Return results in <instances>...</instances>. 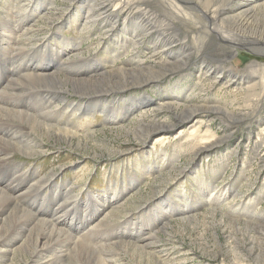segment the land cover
Returning <instances> with one entry per match:
<instances>
[{"label": "rangeland", "instance_id": "374dc122", "mask_svg": "<svg viewBox=\"0 0 264 264\" xmlns=\"http://www.w3.org/2000/svg\"><path fill=\"white\" fill-rule=\"evenodd\" d=\"M53 1L57 6L48 11H54L56 16L51 21L46 15L39 16L31 29L32 39L22 38L24 40L18 42L17 46H10L8 51L9 48L1 49L4 45H0V56L6 54L15 67L19 64L17 69L21 71V77L32 72V67L39 62L56 60L55 67L69 75L81 69L86 71L91 66L102 71L125 69L134 72V75L141 73L139 70L146 74L151 69L163 68L166 71L158 80L127 89L128 95L125 94L122 101H118L119 104L129 103L133 108L130 113L117 116L119 120L106 121L99 113L80 115L82 117L65 113V118H70L71 123L64 119L54 126L67 130L75 135L74 138L60 140L56 137L58 132L52 138L41 137L40 133L36 135L37 138L34 136L35 139L29 136V143H41L42 147H35L33 153L21 152L18 147L7 162H0V188L5 186L6 192L22 208L39 218L44 214L45 219L54 223L52 225L92 248L122 243L116 249L115 257L109 258L108 264H264V240L260 239V234L264 235V142L261 143L262 137H259L264 133V81L259 80L264 74L261 70L257 80H250L243 73L252 63L264 68V43H241L242 46L232 59L235 68L226 67L224 61L230 56L227 50L231 47L210 31L213 23L208 21L210 15L206 11L210 6L217 9L228 5L226 9L238 11L231 14L233 17L240 16L241 9H238L237 4H245L244 10L249 12V22L253 25L250 30L259 33V37L264 35V0H193L190 4L187 0H175L180 7L194 8V18H190L188 27L185 24V28L182 25L181 30L171 31V36L178 41L172 48L173 54L165 50L163 43L162 52L157 55L152 50L156 35L148 37L135 51L131 37L126 36L125 43L121 42L123 38H118L124 37L120 30L122 25L118 32L107 36L100 24L88 26L83 22V9L77 13L76 7L71 15H66L71 13V10L66 9L72 2ZM0 3L1 30L3 10L9 8L6 5L12 4V0H0ZM151 10L165 16L160 12H165L161 5L151 3ZM65 16L74 22L57 28L58 22L64 23ZM79 18L82 21L75 22ZM199 22L214 36L216 42L196 33ZM4 34L0 33V39ZM53 34L65 37L69 44L60 45L62 39L55 35L56 38H53ZM208 38L209 41H206ZM46 41L54 47L60 45V49L45 46ZM1 43L5 44L0 40ZM255 48L261 53L249 51ZM184 52L191 54L190 60ZM78 53H81L80 56ZM179 58L187 59V65L160 66L163 62L180 61L177 60ZM211 66L213 72L206 73L204 68ZM223 68H227L237 78L226 74V69L219 77ZM9 73H6L8 77L2 87L6 86L8 79L7 85H12L13 79ZM19 84L21 87L15 91H8L12 86L4 90L2 88L4 97L0 95L1 107L12 108L5 104L10 100L13 103H8L12 106L18 102L19 106L35 107L44 103V95L49 93L52 96L49 90H35L21 82ZM15 85L19 86L14 82ZM25 87L28 92L16 95L18 91H24ZM69 93L66 100L77 103L85 102L92 96L105 97L101 96L104 93H100L81 98L71 88ZM148 95L155 101H150ZM115 98L120 99L119 96ZM188 107L206 111H200L191 120L180 122L178 116ZM50 113L58 116L55 111ZM43 123L48 125L44 120ZM169 124L175 127L155 132L146 139V143L141 138L145 134L137 135L143 126L152 128ZM194 126H198L199 135L195 141L189 133ZM4 133L6 129H1L0 135L9 137L12 131L11 134ZM201 137L206 138L211 147L207 153L197 156L199 147L205 145L199 143ZM4 147L0 143V154L4 153ZM16 164H21L22 172L27 174L16 188H12L7 185L14 179L12 166ZM157 165H160L159 168H156ZM52 174L57 176L51 177ZM43 177L55 180L62 188H71L72 193L56 196L51 187L43 191L40 189L37 193H26L33 182ZM122 191L124 193L119 194ZM45 193L46 196L51 194V200L44 204L47 206L44 210H40L32 203L36 199L41 200L40 195ZM115 193L120 199L107 204L106 199ZM94 194L101 198H94ZM219 194H226L221 197H225L222 202L218 200ZM92 210L102 211L97 214ZM84 213L89 214V217H83ZM108 213L112 215L107 217ZM63 215H68L70 221L74 220L73 224L62 226L66 218H61L64 219L62 221L60 217ZM102 223L108 225L102 228ZM158 230V245L144 248L143 245L149 243L148 238ZM13 243L14 250L5 247L10 252L6 254V261L0 264H37L31 252L19 250L22 243L17 238H13ZM18 246L19 249L15 250ZM98 256L108 259L101 254Z\"/></svg>", "mask_w": 264, "mask_h": 264}, {"label": "bare ground", "instance_id": "6f19581e", "mask_svg": "<svg viewBox=\"0 0 264 264\" xmlns=\"http://www.w3.org/2000/svg\"><path fill=\"white\" fill-rule=\"evenodd\" d=\"M68 1L72 2V4L71 6H68L66 10L69 11L71 10V13H66V15L69 14L71 15L73 13L72 10H74V8L76 7H78L76 8L77 13L81 12L80 10L83 9V14H85L84 15L85 21L83 22L88 26H92L93 24L96 23L98 25L100 24V26L104 27L107 36H109V34L111 33L114 34V31H117L118 28L122 25V28L120 30L123 31L124 37H118L117 35L116 37L121 38V40L123 38V40L121 41L123 43L127 42L126 36L131 37L133 43L135 44L134 47L135 51L139 46L144 44L146 40H148V37L151 38L153 35L154 36L156 35L155 37L156 39H154V41L152 42L153 45L152 50L155 55H157V53L159 52H162L161 46L163 43L165 50H168L169 51L168 53L172 52L173 54L172 48L174 47L175 44L177 45L178 41L171 36L172 34L171 31L174 32V29L181 30L180 26L182 25L184 26L185 24L188 27L190 25V20L194 18L193 12L195 11V9L191 7H180L179 2H183L184 0H178L179 1L178 3L175 0H68ZM186 2H189L190 4V2H193V0H187ZM151 3L153 4L156 3L158 5H161L163 10H165V12L164 11H160V12H163L165 16H162L159 13L155 14L154 12H152ZM230 4L231 3H229V5ZM6 6H8L9 8H6L7 10L6 9L3 10L4 23L2 24V28L0 30V33L1 32L5 33L3 36L1 35V39H0L1 42H5V44L1 43L0 45L1 46L4 45L1 49L9 48L7 49L8 51L11 49L10 46H17L18 42L24 40L22 38L25 39L33 38L31 29L33 28L34 24L37 22L39 16L46 15L50 21L53 20L56 14L53 13L54 11L50 13V11L48 10L54 9V7H56L57 5L56 2L53 0H49V1L48 0H12V4L8 3ZM227 6L225 5V7L217 8V9L215 8L212 9L210 6L206 9V11L210 15V17H208V21L211 24L213 23L212 24L213 26L210 27V31L214 32L216 34V37L221 42L228 44L231 47L228 48L227 50L229 51L230 56L226 58L225 61L223 60L225 62L224 64H226V67L227 65H229L228 67L235 68L234 61L232 59L236 55V53H238L239 47L242 46L241 43L250 42V44L255 43L259 45L261 43H264L263 42L264 35L261 34V36L257 37L260 34L254 33L252 32V30H250V27L252 28L253 25L252 23L249 22V18H248L249 12H247V10H244L245 4H241V3L237 4L238 9H241V11L239 12L241 15L240 16L236 15L234 17L231 14H234V12L236 13L237 10L233 11L231 9L230 10L226 9ZM1 7L2 6H0V8ZM14 10H16V12L12 14L11 12ZM65 19L67 20L66 16ZM81 19H83V17H81ZM66 20L64 21L65 24L58 22L57 28L61 29L62 28L61 26L66 24L72 25V23L74 22L72 18L70 20L67 21ZM133 20H135V22H133ZM77 21L80 22L82 20H80L79 18L75 22ZM196 33L202 35L201 37H203L204 39L205 37H209L212 38L214 42H216L214 36L211 35L208 31H206L204 29L203 24H201L200 22L196 26ZM249 33L253 35H250ZM54 35L57 38L62 39L60 45L65 46L69 44L68 39H66L65 37H62L60 34H53L52 35L53 38H56L54 37ZM6 38L8 39L6 40ZM209 38L206 41H209ZM11 40H13V43H11ZM181 44L182 46H184L183 43H180L179 45ZM60 45L54 47L53 45L49 44V42L46 41L45 46H49L50 48L53 47L54 49L58 50L60 49L59 48ZM196 51H198V49ZM249 51L255 53H261V51L256 48L251 49ZM80 54L81 53H78L79 56ZM190 55L191 54L187 53L185 56L187 57V59H189ZM187 59L182 60L179 58L177 60L180 61L177 62H174L173 60H172L173 62L172 61L168 63L163 62L160 64V66L162 67L163 65V67L167 68V67H174L179 65V67H183L185 64L187 65V61H188ZM9 60L10 58L6 54H2L0 56V61L2 64V67L0 68V95L2 97H4L2 88L4 90V88L8 89V87L12 86L11 88L8 89V91H12V90L15 91L16 89H18V87H21L19 82L33 89L36 88V89L49 90L52 96H49V93L48 94L46 93L47 95H44L45 96L44 103L36 105L35 107H29L25 105L19 106L17 104L18 102H15L12 106L8 103V102H12V100L5 102V104H7L12 108H4L3 106L2 107L0 106V123H1L0 130L6 129L7 134H11L12 131V134L9 137H7L6 135L3 136L0 135V143L3 144V147L5 146L4 147L5 150L3 151L4 153L0 154V162H4V161L7 162L9 160L8 157L11 156V154H13L14 150H18L19 149L18 147H20L19 150H21V152L27 151L30 153L34 152L35 147L36 148L42 147L41 143H36L35 145L29 143L27 141V138L29 136H33V138L35 136L37 138V136L40 133L41 137L47 136L49 138H52L53 136H56V132H58L59 135H57L56 137L60 138V140L74 138L75 135L69 133L67 130L60 129L54 126L55 123L58 122L57 124H59V121L64 119L69 124L71 123L70 118L68 119L65 118L66 116L65 113L70 114L73 117H82L80 115L89 116L92 114L99 113L104 116L106 121L119 120V117L117 116H121V115L124 116L125 114L130 113L133 108V106H130V104L126 102H122V104H119V101L120 100L122 101V97L125 94H127L128 91L127 89H129V87L131 88L139 87L140 85L144 86L147 83L149 84L153 80H158L160 76H162L165 73L164 71H166L163 68L157 70L151 69L146 74L145 71L139 70L141 73H138V75H134V72H130L129 70H125V69L119 68L115 70L102 71V69L98 70V68L91 66L86 71H84V69H81L73 72L72 75H69L67 72H63L59 68L55 67L57 66L56 65L57 60H56V62H48V63L39 62L34 67H32V72H29L28 74H25V76L21 77L20 76L21 71L17 69L19 67V64L18 66L15 67L13 66L14 64H11L12 62H10ZM59 64L60 63H58V65ZM204 69L206 70V73H212L214 70L213 66L209 68L206 67ZM225 69L227 70V68ZM225 69L223 68L222 70H220L219 77H221L225 73L226 71ZM261 70L262 73L264 74V68H262L260 64L252 63L251 65H249V67H247V69H245V72L243 73L247 74L248 75L247 78H249L250 80H252L251 78L257 80L259 75H261L260 74ZM8 72H10L9 74L10 76H12L13 83L12 85L8 86L7 85L9 84V79H8L6 86L2 87L4 85V80L6 79V77H8V74H6ZM226 74L232 75V78L234 79L237 78L236 75L230 73L228 70ZM234 79H232L231 82ZM240 80L242 81L243 79ZM259 80L264 81V76H261ZM14 82L19 86L16 85L14 86ZM256 84L259 85L258 83ZM254 86L255 83L253 84L252 87ZM70 88L75 95L80 96L81 98H88L93 94H100V93H104L101 94V96H105V97L102 99L92 96V98H89L85 102H82L83 100L80 99L82 100L81 101L82 103H77L72 101L70 102L69 100H66L67 96H69L70 94L69 93ZM27 90L28 89L25 87L24 91L22 90L18 91L16 95L26 93L28 92ZM118 96L120 99L115 98ZM107 97L109 99H106ZM131 101L134 102L133 99H131ZM56 102L58 103L56 104ZM144 103L145 102L140 104L142 105ZM113 104H116L119 107L118 106L116 107V105ZM54 111L58 113V116L50 113ZM200 111L201 112L206 111V109L203 110L200 108L197 109L195 107H188L181 111L182 113L178 116V119H180V122H185L189 119L191 120L193 116L199 113ZM43 120L46 121L48 125L43 123ZM10 125L12 126L10 127ZM173 127L175 126L170 124L155 126L152 128H147L143 126L141 129L139 128L140 130H138L137 135L140 136L145 134L144 136H141V138H143V140L146 143V139L149 136H152V134H154L155 132L161 130H170ZM72 128H75V126H72ZM193 128L194 129H192L191 132L189 133L193 137L192 139L195 141L199 139L198 137L199 135L197 134L198 126H194ZM179 134L181 135V132ZM260 136L262 137V139H260V142L263 143L264 133L262 135H259V137ZM20 138H22L21 141H19ZM160 139H161L160 142L164 144L163 139L162 138ZM205 139L206 138L201 137L199 140L200 141L199 143L205 145L199 147L200 149L196 153L197 156L203 155L205 152L207 153V151L211 147L210 146L211 143L206 141ZM38 153H41V151ZM159 166L160 165H157L156 168H159ZM12 167L14 169V179L10 182V185L7 186L9 187L12 186V188H16L18 184L22 181V177L27 173L25 171L22 172L21 164H16V166L13 165ZM55 176L57 175L52 174L51 177L55 178ZM46 187L47 188L51 187V189L53 190L56 196L60 194H63L64 196L66 195L68 196L69 194L72 193L71 188L69 189H67L66 187L62 188L60 185L56 184L55 180H52L51 178L50 180H47L46 177H43L42 180H39L37 182H33L31 186L28 188V191L26 193L28 192L37 193L38 190L41 189V191H43V189H45ZM5 189H6L5 186H2V188H0V230H2L0 232V263L6 261V254H9L10 252L8 250H11L15 247V244L13 243V238H17V240H19V242L22 243L20 249L18 246L15 248V250L19 249V250H25L27 252H31V254H33V256L35 257L37 264H72V263L97 264V262H99L100 264H108L109 258H111V256L115 257V255L117 254L116 249L122 246V243H118L116 241L117 243H112L107 246L105 245L100 247L99 249L92 248L91 246H89V244L81 240H77L75 237H72L71 235L67 234L65 230L52 225L54 223L51 224L47 219H45L44 214H42L41 218H39L37 217V215H34L30 211H27L26 209L22 208L20 205H18L15 202V198L9 195ZM12 190L10 189V191ZM124 191L120 192L119 194L124 193ZM92 196L97 199L101 198L99 195H95V194ZM222 196H226V194H219L218 196L219 202H222V199L225 198V197L221 198ZM50 197L51 194L48 196H46V193L45 195H40L41 200L36 199L35 202L33 201L32 205L33 204L37 205L40 210H44L45 207H47L44 206V204H46L49 200H51ZM123 197L124 195L121 198ZM118 198L120 199L117 193L113 194L111 198L106 199L108 202L107 204L110 205V202H113L114 199L116 200ZM38 201L41 202L39 203ZM78 201L79 199L76 202ZM115 208L118 207L116 206ZM102 210H92V211L94 213L99 214L100 211ZM107 215H108L107 217H109L112 215V213H108ZM83 217L88 218L89 214L86 215L84 213ZM61 218H65V220ZM67 218L68 215L65 216L63 215V217H60L62 221L64 220L63 223H65V224L61 223L62 226L68 227L69 225L73 224L74 220L70 221L68 220L69 218L68 219ZM106 225L108 224L102 223L101 226L103 228V226ZM92 228L94 229V227ZM159 232L160 230H158V232L155 233L153 236L150 235L151 237H149L147 241L149 243L143 245V247L144 248L156 247L159 242L158 241ZM260 236H261L260 239L263 241L264 235L260 234ZM99 254H101L102 256L104 255L108 259L100 258L98 256Z\"/></svg>", "mask_w": 264, "mask_h": 264}, {"label": "water", "instance_id": "95a60500", "mask_svg": "<svg viewBox=\"0 0 264 264\" xmlns=\"http://www.w3.org/2000/svg\"><path fill=\"white\" fill-rule=\"evenodd\" d=\"M148 99L150 100V101H155L152 97H151V95H148Z\"/></svg>", "mask_w": 264, "mask_h": 264}]
</instances>
